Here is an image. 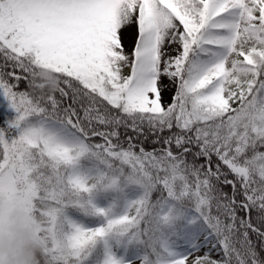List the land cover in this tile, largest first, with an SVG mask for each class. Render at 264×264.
Segmentation results:
<instances>
[{"label": "snow or ice", "instance_id": "obj_1", "mask_svg": "<svg viewBox=\"0 0 264 264\" xmlns=\"http://www.w3.org/2000/svg\"><path fill=\"white\" fill-rule=\"evenodd\" d=\"M0 96L39 264H264V0H0Z\"/></svg>", "mask_w": 264, "mask_h": 264}, {"label": "clouds", "instance_id": "obj_2", "mask_svg": "<svg viewBox=\"0 0 264 264\" xmlns=\"http://www.w3.org/2000/svg\"><path fill=\"white\" fill-rule=\"evenodd\" d=\"M41 250L28 213L19 207L13 209L0 228V264H39Z\"/></svg>", "mask_w": 264, "mask_h": 264}, {"label": "rangeland", "instance_id": "obj_3", "mask_svg": "<svg viewBox=\"0 0 264 264\" xmlns=\"http://www.w3.org/2000/svg\"><path fill=\"white\" fill-rule=\"evenodd\" d=\"M131 36H130V40L126 41L125 36H124V31L123 32V39H122V43L125 47L126 51H131L132 47H133V40L135 39L136 35H137V28L135 25H132L131 27ZM129 71V69L125 68L124 72L127 73ZM165 83H167V80L164 81ZM172 100V91L171 89H169L168 91H165L163 93V98H162V104L164 106H167ZM14 116V112L13 110L10 108L9 106V102L3 97L0 96V120L2 122V119L5 118V120L11 118ZM115 194L114 193H101L100 195L97 196L96 199V203L100 206V207H104L107 208L109 206V204L112 202L113 198H114ZM117 211H120V209H117ZM72 215L76 216V218L78 219H85L86 221L89 220V218H84L82 217V215L80 213H76V212H72ZM98 221H96L95 219H91V223H96ZM137 264H139V261H137Z\"/></svg>", "mask_w": 264, "mask_h": 264}, {"label": "trees", "instance_id": "obj_4", "mask_svg": "<svg viewBox=\"0 0 264 264\" xmlns=\"http://www.w3.org/2000/svg\"><path fill=\"white\" fill-rule=\"evenodd\" d=\"M62 87H66V86H64V85H61ZM27 84L25 83V82H21L20 84H19V88L17 89V90H20V91H23V90H26L27 89ZM56 95H57V97L59 98V93H56ZM0 122H1V120H0ZM120 131H121V133H122V136L123 135H126V136H129V137H134L135 136V134L129 129L128 131H127V133H125V130L123 129V128H121L120 129ZM166 134V133H165ZM134 142H136V143H143V146L145 147V149L146 150H152L153 149V147H157L156 145H153V143L151 142V140H148V141H134ZM139 149L137 148V151H138ZM189 159H191V157H189ZM215 159V158H214ZM101 250H102V246H101ZM89 264H93V262L92 261H89Z\"/></svg>", "mask_w": 264, "mask_h": 264}, {"label": "bare ground", "instance_id": "obj_5", "mask_svg": "<svg viewBox=\"0 0 264 264\" xmlns=\"http://www.w3.org/2000/svg\"><path fill=\"white\" fill-rule=\"evenodd\" d=\"M131 27H128V28L123 29L124 36H125L126 41H129L130 40V36H131L130 32L132 30Z\"/></svg>", "mask_w": 264, "mask_h": 264}]
</instances>
